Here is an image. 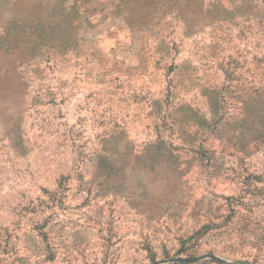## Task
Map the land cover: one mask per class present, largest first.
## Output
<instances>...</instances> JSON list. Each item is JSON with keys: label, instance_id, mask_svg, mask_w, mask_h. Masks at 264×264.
Here are the masks:
<instances>
[{"label": "rangeland", "instance_id": "374dc122", "mask_svg": "<svg viewBox=\"0 0 264 264\" xmlns=\"http://www.w3.org/2000/svg\"><path fill=\"white\" fill-rule=\"evenodd\" d=\"M74 1L0 0L23 60L0 95V264H264V0H201L193 30L185 0H87L72 48L44 46Z\"/></svg>", "mask_w": 264, "mask_h": 264}, {"label": "trees", "instance_id": "16d2710c", "mask_svg": "<svg viewBox=\"0 0 264 264\" xmlns=\"http://www.w3.org/2000/svg\"><path fill=\"white\" fill-rule=\"evenodd\" d=\"M129 1L130 0L118 1V4L116 5L115 9L117 14L131 13L136 10L139 6L141 12H146L147 15L151 16V13L154 11L155 8V1L160 0H135L132 2ZM168 1L173 3V5H177L179 9V6L183 3V0ZM86 3L87 0H75L69 7H62L60 9L55 8L53 16L48 15L45 17V29L53 33L52 35H48L45 39H43L44 46H50V48H57L65 51L70 50L72 48L73 44L76 41V37L79 34V27L83 28V24L85 23L83 22L82 18L86 14ZM204 5L205 4L201 0H185V17L189 19V30L190 28L192 29L196 25V20H192V18L196 16V9H203ZM208 9L209 8H207L206 10L208 11ZM211 9V11L214 12L216 9H220V11H224L225 13L229 11V9L223 3H215L211 7ZM23 50H25V48ZM15 51V46L13 47V45L11 44L7 45L6 42H1L0 40V53L4 54V56L6 57V62L0 64V95H3L5 98L11 97L13 93H15L16 88H18L21 84V77L17 73V68H19L23 60L13 58L15 56L18 57V54L16 55L14 53ZM174 149L177 148L170 145L167 151L174 157L175 161L177 162L179 161V157L173 152ZM152 162H154V160H152ZM117 167V162L107 165L102 160H98L96 165L97 174L95 175V177L102 176L105 174L110 175L112 172L116 171ZM212 228L213 227L210 224H206L201 227L198 231H196L195 234L208 232V230Z\"/></svg>", "mask_w": 264, "mask_h": 264}, {"label": "water", "instance_id": "95a60500", "mask_svg": "<svg viewBox=\"0 0 264 264\" xmlns=\"http://www.w3.org/2000/svg\"><path fill=\"white\" fill-rule=\"evenodd\" d=\"M202 259H212V260L222 262L224 264H239V263L230 261L228 259L222 258L220 256H217L215 254H205V255L194 256V257H177V258H173L169 260L159 261L154 264H163V263H169V262L192 263V262L200 261Z\"/></svg>", "mask_w": 264, "mask_h": 264}]
</instances>
